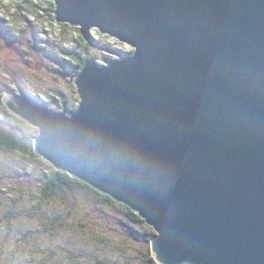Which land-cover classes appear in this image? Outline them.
Segmentation results:
<instances>
[{"label": "water", "instance_id": "1", "mask_svg": "<svg viewBox=\"0 0 264 264\" xmlns=\"http://www.w3.org/2000/svg\"><path fill=\"white\" fill-rule=\"evenodd\" d=\"M53 1L132 52L87 58L68 115L16 86L33 152L151 225L158 264H264V0Z\"/></svg>", "mask_w": 264, "mask_h": 264}, {"label": "rangeland", "instance_id": "2", "mask_svg": "<svg viewBox=\"0 0 264 264\" xmlns=\"http://www.w3.org/2000/svg\"><path fill=\"white\" fill-rule=\"evenodd\" d=\"M32 1L35 8L0 0L1 100L18 94L16 86L19 85L50 109L68 115L71 111L61 108L63 102L73 104L75 109L79 100L71 76L74 61L87 56L105 66L120 55L131 53L132 48L95 28L85 41L77 25L55 21L53 0ZM49 1L50 9L45 6ZM0 129L21 142H29L30 146L37 135L35 127L5 111L2 105ZM48 169V162L42 158L34 160L18 153L0 152L2 261L7 256L14 261L20 259L22 264L44 261L52 264L54 260L68 264L73 259L85 264L95 263L97 259L109 264H158L155 260V263L146 261L148 252L152 256L151 239L157 235L152 228L139 221L136 214H129L119 202L108 197L111 202L76 184L54 194L45 207V215L50 213L48 218L33 221L20 215L6 222V204L11 205L24 191L39 193ZM22 196L20 206H30L26 195ZM149 234L152 237L147 241ZM51 251L54 255L50 260Z\"/></svg>", "mask_w": 264, "mask_h": 264}, {"label": "trees", "instance_id": "3", "mask_svg": "<svg viewBox=\"0 0 264 264\" xmlns=\"http://www.w3.org/2000/svg\"><path fill=\"white\" fill-rule=\"evenodd\" d=\"M19 3L27 4V5L35 8V4L33 3L32 0H21ZM51 5H52V3L50 1L45 3V6L48 8ZM49 16H50V14H49ZM87 58H88L87 56L81 57L79 60L74 61L73 66H71V68L73 69V73L75 71L77 72V70L80 68L82 63ZM73 73L71 74L72 77L74 76ZM1 97H2V94H0V105H2V107L6 111L8 109L6 108L5 105H3L4 101L2 102ZM61 108L68 111V112L74 110L73 104L67 103V102H63V105L61 106ZM0 152L9 153V154L18 153L22 157H28V158H31L34 160L40 158L33 152V148H32V146L29 145V142H28V144H27V141L21 142V140L18 137L14 136L11 133L5 132L1 129H0ZM48 165H49V169L47 170L46 175L44 177L45 180H42L39 193H32L31 191H24V192L20 193L21 196L18 199H16V200L13 199L11 201L12 202L11 205L8 203L6 204L8 207V209H7L8 213H7L6 220H5L6 222L10 221V219L12 217L17 218L20 215H25L28 219L33 220V221L48 218V215H50V213H48L47 216L45 215V207L48 205V203L51 202L50 200L52 199L54 194L60 190L70 189L73 184L84 187V188L88 189L89 191H91L92 193H94L95 195L100 196L104 199H107V200L113 202L112 200H110L108 198V196L99 194L95 190L89 188V186H87L86 184H83V183L79 182L78 180L71 178L68 174H66L64 172L57 171L49 162H48ZM22 194L26 195L27 199L29 200L30 206H27V207L26 206L23 207L22 205L20 206L19 200L24 198L22 196ZM0 200H3L1 195H0ZM122 206L124 208H126V210L129 212V214H132V215L136 214L134 211L129 209L127 206H124V205H122ZM14 209H16L17 212L16 211L14 212ZM136 217L139 221L144 222V220L141 219L138 215ZM52 221H56V220H52ZM81 224H80V226H81ZM60 225H62V224H60ZM150 229H151V227H150ZM43 230H44V228H43ZM53 234H54L53 231L50 232V235L53 236ZM151 237H152V234L150 236L146 237V240L149 241L151 239ZM98 239H100V238H98ZM51 253L52 254H50V256H49L50 260H51V258H53V255H54L53 251H51ZM6 258L7 259H5L4 261H2V259L0 258V264H22V261H20V259H17L16 261H14V260L10 259V257L6 256ZM146 261L149 263H155L153 257L150 255L149 252L147 254ZM44 262L42 264H45ZM23 264H26V263H23ZM52 264H60V261L54 260V263H52ZM68 264H85V263L81 262V260L73 259L71 261L69 260ZM89 264H91V263H89ZM92 264H109V263L107 261L97 259L96 262L92 263Z\"/></svg>", "mask_w": 264, "mask_h": 264}, {"label": "bare ground", "instance_id": "4", "mask_svg": "<svg viewBox=\"0 0 264 264\" xmlns=\"http://www.w3.org/2000/svg\"><path fill=\"white\" fill-rule=\"evenodd\" d=\"M32 97V96H31ZM121 204V203H120ZM122 205H124V204H122ZM125 206V205H124ZM130 209V208H129ZM133 211V210H132ZM138 215V214H137ZM139 216V215H138ZM140 217V216H139ZM141 218V217H140ZM141 219H143V218H141ZM144 220V219H143ZM144 222H145V220H144ZM146 223V222H145ZM147 224V223H146ZM147 225H149V224H147ZM153 230H154V228L151 226V225H149ZM155 231V230H154ZM155 233H156V231H155Z\"/></svg>", "mask_w": 264, "mask_h": 264}]
</instances>
